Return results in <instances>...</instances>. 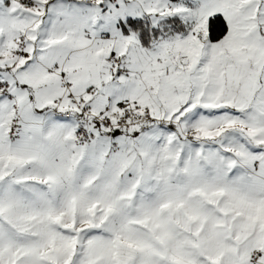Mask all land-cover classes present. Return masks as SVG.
Returning <instances> with one entry per match:
<instances>
[{
  "label": "snow or ice",
  "instance_id": "1",
  "mask_svg": "<svg viewBox=\"0 0 264 264\" xmlns=\"http://www.w3.org/2000/svg\"><path fill=\"white\" fill-rule=\"evenodd\" d=\"M0 264H264V0H0Z\"/></svg>",
  "mask_w": 264,
  "mask_h": 264
}]
</instances>
